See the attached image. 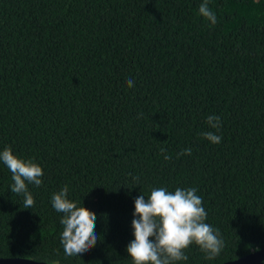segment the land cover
I'll return each instance as SVG.
<instances>
[{
    "label": "trees",
    "instance_id": "obj_1",
    "mask_svg": "<svg viewBox=\"0 0 264 264\" xmlns=\"http://www.w3.org/2000/svg\"><path fill=\"white\" fill-rule=\"evenodd\" d=\"M202 2L0 0V151L43 171L25 209L0 162V258L132 264L134 200L159 187L196 188L224 241L213 260L193 244L175 264L264 246V0H209L214 25ZM64 185L97 217L100 240L82 256L60 244L51 197Z\"/></svg>",
    "mask_w": 264,
    "mask_h": 264
},
{
    "label": "clouds",
    "instance_id": "obj_2",
    "mask_svg": "<svg viewBox=\"0 0 264 264\" xmlns=\"http://www.w3.org/2000/svg\"><path fill=\"white\" fill-rule=\"evenodd\" d=\"M198 14L214 25L217 21L215 13L209 7V0H203L198 8ZM129 88L135 81H126ZM210 128L219 130L221 123L217 116H208ZM204 139L212 144H219L221 136L212 131L202 133ZM164 153V149H161ZM191 155V149L177 153V158ZM164 159L170 160L167 154ZM2 162L11 173V193L23 195L24 208L34 205V198L28 190V185L39 187L42 184V168L31 159H23L13 154L11 147L0 151ZM139 177H133L137 183ZM69 188L64 185L51 197L52 208L62 214L60 224L63 231L60 234V244L67 257L82 256L92 249L100 237L95 233L96 215L78 206L68 199ZM131 221L134 239L127 245L126 252L132 264H175L186 261L185 249L195 244L204 253L206 260L215 259L224 247L218 229L207 223V212L202 206V197L197 195L196 188H179L169 191L159 187L150 190L145 196L140 194L134 200V212ZM52 264H58L53 261Z\"/></svg>",
    "mask_w": 264,
    "mask_h": 264
},
{
    "label": "water",
    "instance_id": "obj_3",
    "mask_svg": "<svg viewBox=\"0 0 264 264\" xmlns=\"http://www.w3.org/2000/svg\"><path fill=\"white\" fill-rule=\"evenodd\" d=\"M0 264H50L21 258H0ZM224 264H264V246L242 258Z\"/></svg>",
    "mask_w": 264,
    "mask_h": 264
}]
</instances>
